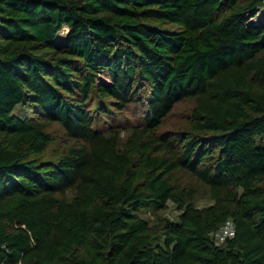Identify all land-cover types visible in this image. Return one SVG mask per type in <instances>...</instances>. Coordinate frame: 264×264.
<instances>
[{
  "label": "trees",
  "instance_id": "1",
  "mask_svg": "<svg viewBox=\"0 0 264 264\" xmlns=\"http://www.w3.org/2000/svg\"><path fill=\"white\" fill-rule=\"evenodd\" d=\"M0 264H264V0H0Z\"/></svg>",
  "mask_w": 264,
  "mask_h": 264
},
{
  "label": "rangeland",
  "instance_id": "2",
  "mask_svg": "<svg viewBox=\"0 0 264 264\" xmlns=\"http://www.w3.org/2000/svg\"><path fill=\"white\" fill-rule=\"evenodd\" d=\"M256 20V17L253 19ZM171 27V26H167ZM67 32V28L63 27L58 34V37L56 38L55 42H59L63 40L64 35ZM97 98H94V100L91 102V106L94 108L97 104ZM190 102L185 101L182 103H179L176 105V107L173 109L172 113L169 115L167 119V125L165 128H171L174 127L176 124H179L180 122L184 121L187 117L189 110H190ZM116 120L122 121V123H132L135 121V117L132 114V111H125L121 114H118L116 116ZM103 122V120L101 121ZM48 132H50L53 136H55V141L50 144L49 146V152L48 155H51L55 149H57L60 144L63 142L61 138V131L56 126H50L48 128ZM202 197H199V199L196 201V206L199 208L206 207L211 204V201L205 197V194L202 193ZM181 213V210H179L172 202H167L166 209H160V210H151V209H142L138 212L139 216L147 220L151 225H155L156 223L168 220V221H177L178 215Z\"/></svg>",
  "mask_w": 264,
  "mask_h": 264
},
{
  "label": "built area",
  "instance_id": "3",
  "mask_svg": "<svg viewBox=\"0 0 264 264\" xmlns=\"http://www.w3.org/2000/svg\"><path fill=\"white\" fill-rule=\"evenodd\" d=\"M234 225L231 220H227L220 228L213 233L217 243L223 242L226 238L233 236Z\"/></svg>",
  "mask_w": 264,
  "mask_h": 264
}]
</instances>
